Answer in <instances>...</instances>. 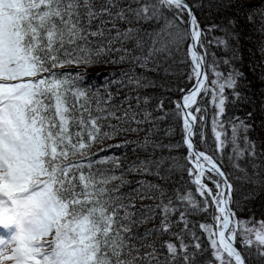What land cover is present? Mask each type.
I'll return each mask as SVG.
<instances>
[{
    "label": "snow or ice",
    "instance_id": "obj_1",
    "mask_svg": "<svg viewBox=\"0 0 264 264\" xmlns=\"http://www.w3.org/2000/svg\"><path fill=\"white\" fill-rule=\"evenodd\" d=\"M227 7H236L264 36V0H234ZM236 24L227 19L223 29L216 23L202 28L188 0H0V264H196L205 249L190 217L210 209L215 210L212 223L198 227L220 264H246L234 246L238 235L245 248L255 243L264 256V220L259 228H239L248 221L236 219L234 188L223 166L222 150L230 142L232 167L264 186V176L257 171L249 176L239 163L245 156L257 157L256 141L248 135L252 125L238 116L220 119L229 102L226 87L237 101L245 98L237 91L243 73L232 67L225 76L208 48L215 43L227 50L229 38L239 40ZM217 29L225 36L207 40ZM188 40L192 67L187 79L195 83L177 89L183 95L172 112L153 116L164 109V101L153 111L141 109L151 99L138 93L149 86L143 71L152 70L150 64L159 66L161 54L168 59L180 52ZM260 50L264 53V40ZM98 64L127 67L105 73L103 84L90 83L79 66ZM209 69L215 79L209 80ZM125 88L130 91L121 98L119 90ZM201 93L211 94L215 108L212 129L219 158L194 144L197 114L207 111L197 99ZM124 102L127 108L117 115ZM169 115L182 120L188 154L180 159L186 164L175 156H156L157 149L180 147L151 138L159 130L157 122ZM199 121L203 124L205 116ZM225 123L230 137L217 130ZM141 132L143 137L134 141L105 144ZM96 144L105 146L94 152ZM130 144L147 155L137 156L127 168H121L116 155L96 159L100 152ZM166 161L171 165L165 170ZM104 163L114 167L101 171L97 165ZM177 169L193 178L202 199L191 189L169 190L155 182L167 181ZM116 170L120 175L112 174ZM125 173L141 179H127ZM155 220L158 224L141 231Z\"/></svg>",
    "mask_w": 264,
    "mask_h": 264
},
{
    "label": "trees",
    "instance_id": "obj_2",
    "mask_svg": "<svg viewBox=\"0 0 264 264\" xmlns=\"http://www.w3.org/2000/svg\"><path fill=\"white\" fill-rule=\"evenodd\" d=\"M188 2L193 6V12L195 13L197 19L201 22V27L206 28L207 25L216 23L220 25L223 29L226 24L227 19H236L237 24L235 25V31L240 34L239 40H234L229 38L228 44L229 48L226 50L223 45L217 46L215 43L208 46L209 52H214L220 63L218 64V70L221 71L225 76L232 67L239 69L243 73V78L239 81V86L237 91H240L244 95L243 100L237 101L232 95V90L225 88V93L228 95L229 102L226 104V115L221 117L222 120H230L232 117L238 116L241 119H245L248 124L252 125V129L249 131L248 135L251 140L256 141L257 146V157L252 158L245 156L239 163L241 168H247L248 175L251 176L253 171H257L261 176H264V125L261 121L264 120V53L261 52V41L264 40L258 31L255 30L254 25L246 23L244 16L237 10L236 7H227L230 2L234 3V0H188ZM171 15V13H168ZM187 19V17H185ZM232 30V29H230ZM225 33L220 29L208 33L207 40H212L213 37H223ZM188 44L190 40L186 41L181 46L180 52H174L171 58L165 59V54H161L156 57L159 61V66L155 64H150V71H143L138 69L137 71H143V74L147 79L143 83L148 84L147 87H142L138 90L141 98L148 96L150 97V102L147 105L141 104V109L147 108L150 111L156 109V105L163 100L164 109L153 111V116H163L165 112H172L175 109V101H179L181 92L177 89H188L193 84L194 79L189 81L187 79V74L190 72L192 67L191 57L188 54ZM130 46V45H129ZM203 51V49H198ZM234 50V51H233ZM223 59L231 60V63H223ZM209 62L211 61V56L208 57ZM75 67V66H73ZM115 67H127V65H105L98 64L96 66L87 67L85 65H80L79 68L83 71L81 75L89 74V82L96 84H103L105 80V73L110 71ZM99 73L100 75H96ZM215 79L209 69V80ZM149 82H151L149 84ZM113 91H117L113 89ZM121 98L123 93L130 91V89H120ZM136 91L132 92L135 96ZM200 103V107L206 108V113L201 112L198 115L196 121V127L194 132V142L197 149L201 151H207L208 154L213 155L214 158H219L221 152L216 149L215 134L212 129V116L215 112L214 105L212 104L211 94L204 95L201 93L197 97ZM115 103H121L120 100H116ZM133 106H135V100L131 101ZM128 102H124L121 111L117 113L120 115L124 109L127 108ZM195 106H193L194 111ZM139 111V110H138ZM252 112L253 116L251 119L246 118V114ZM199 116H205V122L203 124L199 121ZM115 123V121H112ZM135 126V125H133ZM142 127H152V125H147ZM159 130L152 135V139L161 141L163 144H180L178 149L169 151V149H157L156 156H175L178 158L179 162L186 164V161L180 159L186 157L188 152L186 146L183 144V123L181 119L176 118L173 115H169L165 120L157 122L155 125ZM171 128L172 131L169 133L167 130ZM226 133L228 137L231 136V128L225 123L224 129H217ZM202 134V135H201ZM144 133L139 134L127 133L122 134L114 139L105 141V144H117L125 140L134 141L137 136L143 137ZM223 138V136H222ZM105 144H96L92 149L94 152L105 146ZM243 147V142L240 144ZM135 145H128L125 148H113L106 152H100L96 156L97 160H100L103 156L116 155L120 157L121 168H127V166L136 159L137 156L144 157L147 155L146 152L136 151L132 149ZM232 153L231 143H226L224 149L222 150L223 155V166L227 172L230 173V180L233 184V200L236 202L232 205L233 210L236 213V219L239 221H248L247 224H240L239 228H259L260 221L264 220V186L259 183H251L245 178V173L238 169L232 167L228 157ZM258 165L256 169H253L252 165ZM171 165V161H166L164 168L165 170ZM191 166V165H187ZM101 171L105 168L112 169L114 167L111 163H104L97 165ZM114 175H120V170H116ZM166 175V171L161 173ZM127 179L138 180L141 179L137 175H128L125 173ZM240 177V179H236ZM149 179H154V177H148ZM192 177L188 175L186 171L181 172L177 169L171 177L165 180H155L157 183H161L167 189L180 188L182 192L191 189L196 199H202L196 192L195 185L191 183ZM256 179V177H253ZM116 183H119L118 181ZM125 190L128 188L125 186ZM169 194H171L169 192ZM143 203H153V201H144ZM214 209H210L208 214H195L190 217V219L197 223L196 232L197 235L201 236L202 248L205 251L198 255L196 258V264H220V261L216 260L213 256V250L207 239L206 233L199 229V223H212L211 215L214 214ZM178 215V214H177ZM158 220L141 226V231L143 228H151L155 224H158ZM192 225H189L191 227ZM183 227V225H181ZM255 239V233L250 234ZM168 239L167 236L162 237V240ZM236 245L244 253L247 264H264V256L258 251L256 244L254 243L247 248L240 243V236H237ZM166 253V249L164 250ZM163 259V256H161ZM225 259L227 256L225 254Z\"/></svg>",
    "mask_w": 264,
    "mask_h": 264
},
{
    "label": "water",
    "instance_id": "obj_3",
    "mask_svg": "<svg viewBox=\"0 0 264 264\" xmlns=\"http://www.w3.org/2000/svg\"><path fill=\"white\" fill-rule=\"evenodd\" d=\"M190 42H191V40H190ZM198 51H199V50H198ZM194 83H195V81H194ZM194 83H193V84H194ZM193 84H192V85H193ZM191 87H192V86H191ZM191 87H190V88H191ZM190 88H189V89H190ZM182 95H183V93H182L181 96L179 97V100H181ZM194 129H195V128H194ZM193 140H194V138H193ZM234 246H236V247L238 248V250H240L239 247L236 245V243H235Z\"/></svg>",
    "mask_w": 264,
    "mask_h": 264
},
{
    "label": "bare ground",
    "instance_id": "obj_4",
    "mask_svg": "<svg viewBox=\"0 0 264 264\" xmlns=\"http://www.w3.org/2000/svg\"><path fill=\"white\" fill-rule=\"evenodd\" d=\"M191 43V42H190ZM194 81H195V79H194ZM194 83V82H193ZM192 86V85H191ZM195 130V129H194ZM194 144H195V142H194ZM247 264V263H246Z\"/></svg>",
    "mask_w": 264,
    "mask_h": 264
},
{
    "label": "rangeland",
    "instance_id": "obj_5",
    "mask_svg": "<svg viewBox=\"0 0 264 264\" xmlns=\"http://www.w3.org/2000/svg\"><path fill=\"white\" fill-rule=\"evenodd\" d=\"M191 87V86H190ZM189 89V88H188ZM183 135H184V133H183Z\"/></svg>",
    "mask_w": 264,
    "mask_h": 264
}]
</instances>
